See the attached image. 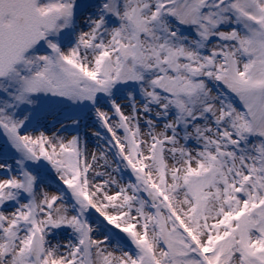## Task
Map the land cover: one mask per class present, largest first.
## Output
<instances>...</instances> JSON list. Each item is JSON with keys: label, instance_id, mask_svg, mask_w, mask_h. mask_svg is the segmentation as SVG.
<instances>
[{"label": "snow or ice", "instance_id": "snow-or-ice-1", "mask_svg": "<svg viewBox=\"0 0 264 264\" xmlns=\"http://www.w3.org/2000/svg\"><path fill=\"white\" fill-rule=\"evenodd\" d=\"M0 264H264V0H0Z\"/></svg>", "mask_w": 264, "mask_h": 264}]
</instances>
